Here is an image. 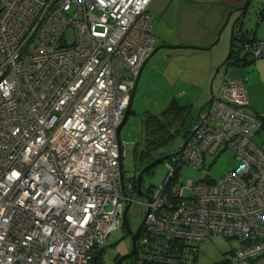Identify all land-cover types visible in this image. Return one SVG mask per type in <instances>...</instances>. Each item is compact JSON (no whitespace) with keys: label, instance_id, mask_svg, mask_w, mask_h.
<instances>
[{"label":"built area","instance_id":"1","mask_svg":"<svg viewBox=\"0 0 264 264\" xmlns=\"http://www.w3.org/2000/svg\"><path fill=\"white\" fill-rule=\"evenodd\" d=\"M151 1L0 0V264H92L122 227L137 173L117 128L156 45ZM262 56L264 39L236 36L233 61ZM191 130L138 201L132 264H197L218 235L239 243L218 264H264V137L244 79L225 76ZM225 149L231 170L181 181Z\"/></svg>","mask_w":264,"mask_h":264},{"label":"crops","instance_id":"2","mask_svg":"<svg viewBox=\"0 0 264 264\" xmlns=\"http://www.w3.org/2000/svg\"><path fill=\"white\" fill-rule=\"evenodd\" d=\"M243 3L244 0H152L148 12L156 36L155 47L183 44L203 48L158 47L140 74L133 100L141 88L148 89L162 78L169 92L165 108L172 102L185 106L186 123L190 124L208 104L211 93L219 88L222 79L229 76L244 79L249 106L264 117V56L242 64L223 65L215 72L230 50V25L238 12L232 13L226 26L225 21L230 11H235ZM262 9L264 4L257 10L255 25L244 26L243 31L234 33L233 37L248 31L264 39V19H258ZM194 108L197 112L191 115ZM127 118L128 115L124 122ZM260 137H264V129Z\"/></svg>","mask_w":264,"mask_h":264},{"label":"rangeland","instance_id":"3","mask_svg":"<svg viewBox=\"0 0 264 264\" xmlns=\"http://www.w3.org/2000/svg\"><path fill=\"white\" fill-rule=\"evenodd\" d=\"M264 0H252L249 6V10L246 16L245 26L255 25L257 22V10L261 7ZM70 28L67 30V35L70 36ZM229 50V48H228ZM228 52V51H227ZM142 90L137 93V97L134 98L130 113L127 120L124 122L120 133L119 139L122 143V170L125 176H131L139 172V168L145 161V157L140 155V147L147 139V134L142 130V122L148 115L147 113H159L165 109L167 105V98L169 92L167 85L163 79L160 78L158 83L148 89L141 88ZM195 109V108H194ZM192 109L191 115L197 112V108ZM187 128V125L181 124L179 132L174 138L170 140L167 145L159 144L158 148H154L150 151V157H158L163 154L171 153L178 150L183 144V131ZM135 143V144H134ZM136 145V147H134ZM237 163L233 153L229 149H225L220 153L213 155H206L204 166L197 168L191 165H184L180 168L181 181L186 183L188 179L192 180H217L224 175L227 171L231 170ZM167 172L166 159L155 164L150 172L145 173L142 179V190L144 194H147L150 188L158 186L162 183ZM189 188L186 186L184 193L188 194ZM127 217L128 223L132 230H136L139 222L142 220L145 214V206L138 201H145L146 197L142 195H134ZM125 234L124 229L119 227L113 230L109 236L108 241L105 244L104 250L100 254V260L98 264H113V258L116 254L127 251L130 248V238L122 236ZM122 238V239H121ZM239 243L234 239H227L221 235H218L208 242L201 243L197 264H212L217 261H221L224 258V254L231 250L236 249ZM133 257L123 260L120 264H132Z\"/></svg>","mask_w":264,"mask_h":264},{"label":"trees","instance_id":"4","mask_svg":"<svg viewBox=\"0 0 264 264\" xmlns=\"http://www.w3.org/2000/svg\"><path fill=\"white\" fill-rule=\"evenodd\" d=\"M260 17L258 16V19H264V9L259 11ZM237 35V34H236ZM236 39V36L233 37L232 44L230 46V56L229 59L226 62L225 66L230 65H237L242 64L244 62L249 61V59H246L242 63H238L236 61H233L232 58V49L233 44ZM175 103V102H174ZM148 115L142 122V130L147 134V139H145L144 143L140 147V155L141 157H145V162H143L142 166L139 168V170L146 165L149 161L154 159V157H150L149 153L154 148H158L160 146L159 144L167 145L172 138L176 136V134L179 132V127L181 124L187 125V128L183 131L182 136L183 140L188 137L190 134V130L192 127V124L196 118L190 123L187 124L186 122V116H187V110L185 106L178 105V104H170L165 109H163L158 114L153 113H147ZM262 120V129H264V117L260 116ZM152 168V167H151ZM151 168L145 171V173L150 172ZM136 182V181H135ZM103 251L100 250L96 253L92 264H98L100 260V254ZM216 264L219 263V261L214 262Z\"/></svg>","mask_w":264,"mask_h":264},{"label":"water","instance_id":"5","mask_svg":"<svg viewBox=\"0 0 264 264\" xmlns=\"http://www.w3.org/2000/svg\"><path fill=\"white\" fill-rule=\"evenodd\" d=\"M251 1L252 0H244V3L240 7H238L235 11H233V10L230 11V13H229V15H228V17H227V19L225 21V26H226V24L228 23L231 15H232V13L238 12L237 15L234 17L231 25H230V28H231L230 46L232 44V40H233L234 33L243 31V27L245 26L246 16H247V13H248L249 6H250ZM158 47H162V48H166V49H171V48H185V47H191V48H195V49L203 48V47H200L199 45L162 44L161 46H156L154 48L152 54L158 49ZM229 56H230V50H229L227 56L225 57V59L222 61V63L216 68L215 72H217L221 66L226 65V62L229 59ZM146 62H147V60L144 62V64H142V66L139 69V72H138V75H137V78H136L134 87H133L132 92H131L130 100L128 102V105L126 107V110L124 111L123 120H122L120 126L117 128V135L118 136H119V132H120L121 125L123 124L124 120L126 119L128 113H129V109H130V106L132 104L133 95H134V92H135V89H136V85H137L138 79L140 77V74H141L144 66L146 65ZM212 94H213V92L211 93V96H210V99L208 100V103L211 101ZM198 113H197V115H198ZM190 131H192V130H190ZM185 143H186V140H184V142L181 145V147ZM177 151L178 150H176L174 152H171V153H167V154L160 155V156L152 159L151 161H149L146 165H144L139 170V172H138V174L136 176V190H135V192H136L137 195L145 196V194H144V192L142 190V179H143V176H144L145 171L148 170L149 168L153 167L158 162L163 161L164 159L168 158L169 156L175 154ZM121 165H122V162L120 161V166ZM129 205H130L129 200H126L125 206H124V210H123V217H122V227H123V229L125 231V234L122 236V238L124 236H126V235H130L131 236V248H130V250L127 253L122 254L121 256H119L113 262V264H120L123 260L128 259V258H131L132 256H134L135 248H136V238H137V235H138V233H139V231H140V229H141V227L143 225V222H144V219H142L140 221V223L138 224V226H137V228H136L135 231H133L131 229V227L129 226L128 217H127ZM104 247H105V245H104ZM104 247L102 248L103 250H104Z\"/></svg>","mask_w":264,"mask_h":264},{"label":"flooded vegetation","instance_id":"6","mask_svg":"<svg viewBox=\"0 0 264 264\" xmlns=\"http://www.w3.org/2000/svg\"><path fill=\"white\" fill-rule=\"evenodd\" d=\"M145 174V173H144ZM140 223V222H139ZM141 230V229H140ZM134 231V230H133ZM125 232V231H124ZM140 232V231H139ZM139 234V233H138ZM138 236V235H137ZM126 237H129L130 238V243H131V236L130 235H127ZM137 239V238H136ZM130 248H131V244H130ZM130 248L127 250V251H125V252H122V253H118V254H116L115 256H114V258H113V261H112V263L119 257V256H121L122 254H125V253H127L129 250H130ZM133 257V256H132ZM131 257V258H132Z\"/></svg>","mask_w":264,"mask_h":264},{"label":"clouds","instance_id":"7","mask_svg":"<svg viewBox=\"0 0 264 264\" xmlns=\"http://www.w3.org/2000/svg\"><path fill=\"white\" fill-rule=\"evenodd\" d=\"M167 159V158H166ZM137 174H138V172H137ZM137 176V175H136ZM123 228V227H122Z\"/></svg>","mask_w":264,"mask_h":264},{"label":"bare ground","instance_id":"8","mask_svg":"<svg viewBox=\"0 0 264 264\" xmlns=\"http://www.w3.org/2000/svg\"><path fill=\"white\" fill-rule=\"evenodd\" d=\"M138 75V74H137ZM136 81V80H135Z\"/></svg>","mask_w":264,"mask_h":264}]
</instances>
